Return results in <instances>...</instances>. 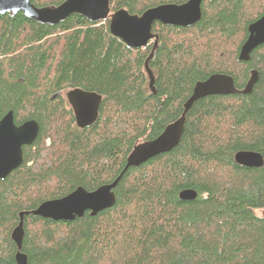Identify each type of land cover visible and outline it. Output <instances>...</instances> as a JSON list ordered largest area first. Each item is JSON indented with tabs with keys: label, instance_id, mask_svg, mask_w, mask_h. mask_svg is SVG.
Segmentation results:
<instances>
[{
	"label": "trees",
	"instance_id": "1",
	"mask_svg": "<svg viewBox=\"0 0 264 264\" xmlns=\"http://www.w3.org/2000/svg\"><path fill=\"white\" fill-rule=\"evenodd\" d=\"M35 6L63 0H30ZM187 0H110V10L140 15ZM264 15V0H203L201 18L187 27L154 24L158 40L127 47L108 30L72 14L56 24L0 15V114L35 120L38 134L22 164L0 179V264H16L10 233L18 213L78 186L112 182L115 203L71 221L25 215L21 251L27 264H264V43L238 59L247 26ZM247 94L207 96L186 114L170 151L121 173L127 155L177 119L195 82L231 75ZM101 95L98 118L78 128L59 90ZM240 150L259 152L263 165L235 163ZM192 189L196 197L182 200Z\"/></svg>",
	"mask_w": 264,
	"mask_h": 264
},
{
	"label": "water",
	"instance_id": "2",
	"mask_svg": "<svg viewBox=\"0 0 264 264\" xmlns=\"http://www.w3.org/2000/svg\"><path fill=\"white\" fill-rule=\"evenodd\" d=\"M203 0H187L182 4H161L143 11L140 15L130 14L121 8L110 10V0H63L58 5L37 7L30 0H0V15L21 12L23 16L41 24H56L72 14L82 15L91 22L108 19L109 33L122 41L127 47L142 49L152 42L150 53L144 62V70L148 76V87L154 91V75L148 66L157 45L158 36L152 32L153 25H171L187 27L201 18ZM264 43V15L247 26V37L240 46L238 59L247 61L251 51ZM257 80V72L250 71L248 80L242 89H237L231 75L213 73L206 79L195 82L191 94L182 104L180 116L167 124L153 139L142 141L134 146L127 155L121 173L129 167H138L149 159L172 150L179 142L184 130L186 114L192 104L204 97L215 95L247 94ZM71 106L75 124L78 128L93 125L98 118L101 95L86 91L79 87L66 92ZM39 131L35 120H26L20 125L14 124L13 113L8 111L0 119V179H4L11 171L19 167L24 159L23 146L33 143ZM236 164L244 167L258 168L263 165V157L259 152L240 150L234 154ZM121 174L112 182L102 184L88 191L78 186L66 195L46 200L35 209L18 213V222L10 233L15 243L14 255L16 264H27V256L21 251L23 238V219L25 215H35L52 221H71L81 218L85 212L95 216L102 210L112 207L116 200L115 186ZM196 192L185 189L179 193L182 200H192ZM264 217V210L261 212Z\"/></svg>",
	"mask_w": 264,
	"mask_h": 264
},
{
	"label": "flooded vegetation",
	"instance_id": "3",
	"mask_svg": "<svg viewBox=\"0 0 264 264\" xmlns=\"http://www.w3.org/2000/svg\"><path fill=\"white\" fill-rule=\"evenodd\" d=\"M157 23H158V22H157ZM155 24H156V23H155ZM153 26H154V25H153ZM152 32H153V31H152ZM153 33H154V32H153ZM149 45H153L152 42L149 43ZM69 90H70V89H69ZM62 91H63V90H62ZM62 91H61V90L57 91L56 93H54L53 96H59V97H61V99H63V97H64V98L66 99V100H64V101H66V103H67V105H68V108L71 110V113H72L71 106H70V104L68 103L67 98H66V92H67L68 90L65 91V92H64V91L62 92ZM8 111H9V110H8ZM8 111H6V112H4V113H1V114H0V119H1V118H2V117H3ZM72 116H73V113H72ZM73 118H74V116H73ZM21 123H23V122H21ZM21 123H20V124H21ZM74 123H75V121H74ZM14 124H15V125H20V124H17V123H15V122H14ZM75 125H76V124H75ZM24 147H25V146L22 147L23 151H24Z\"/></svg>",
	"mask_w": 264,
	"mask_h": 264
},
{
	"label": "rangeland",
	"instance_id": "4",
	"mask_svg": "<svg viewBox=\"0 0 264 264\" xmlns=\"http://www.w3.org/2000/svg\"><path fill=\"white\" fill-rule=\"evenodd\" d=\"M67 90H69V89H66V90H63V91L65 92V91H67ZM63 91H62V92H63ZM64 100H66V99L63 97V103H64V105H65L66 107H68L66 101H64ZM256 213H257L259 216L262 215L260 210H257Z\"/></svg>",
	"mask_w": 264,
	"mask_h": 264
}]
</instances>
